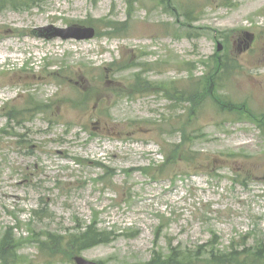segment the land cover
<instances>
[{
  "label": "rangeland",
  "instance_id": "1",
  "mask_svg": "<svg viewBox=\"0 0 264 264\" xmlns=\"http://www.w3.org/2000/svg\"><path fill=\"white\" fill-rule=\"evenodd\" d=\"M6 1L0 238L11 228L19 246L0 264L263 250L264 0ZM74 24L95 37L31 34ZM243 32L257 40L241 54ZM93 222L107 243L70 253L48 239Z\"/></svg>",
  "mask_w": 264,
  "mask_h": 264
},
{
  "label": "trees",
  "instance_id": "2",
  "mask_svg": "<svg viewBox=\"0 0 264 264\" xmlns=\"http://www.w3.org/2000/svg\"><path fill=\"white\" fill-rule=\"evenodd\" d=\"M213 83L214 82L205 85L206 88L209 90L212 89ZM212 98L215 103L219 100L214 95H212ZM96 227V223L93 222L79 228L78 232L70 234L67 237L51 236L48 234V239L51 241L57 240L58 242H62L64 247L70 251V253L82 252L86 249L107 243L109 238L112 237L111 233L100 232ZM13 236L11 229L2 234L0 238V261H3L9 256L10 252H16L18 250L19 244ZM40 244L42 246L47 245V248H50V245H48L46 241L40 242ZM262 246L263 250L257 249L251 252L240 249V247H231L233 251L228 254H222L220 252L215 254L212 250L208 261L203 262L204 264H258L263 261L264 264V244H262ZM171 248L167 255L154 253L150 260L143 264H193V258L191 255L182 253L175 247ZM12 258L15 260L16 257Z\"/></svg>",
  "mask_w": 264,
  "mask_h": 264
},
{
  "label": "water",
  "instance_id": "3",
  "mask_svg": "<svg viewBox=\"0 0 264 264\" xmlns=\"http://www.w3.org/2000/svg\"><path fill=\"white\" fill-rule=\"evenodd\" d=\"M37 32L40 33H46L45 37L47 38H54V37H60L63 40L66 39H76V40H85L90 39L94 36V30L92 28H82V27H69L66 29H56L51 27H46L43 29L37 30ZM222 46L218 44L217 50L220 51ZM75 264H97L94 262L86 261L80 257L74 258Z\"/></svg>",
  "mask_w": 264,
  "mask_h": 264
},
{
  "label": "flooded vegetation",
  "instance_id": "4",
  "mask_svg": "<svg viewBox=\"0 0 264 264\" xmlns=\"http://www.w3.org/2000/svg\"><path fill=\"white\" fill-rule=\"evenodd\" d=\"M256 40V34H251V36H249L247 33H243L236 38L235 44L238 46L237 49L240 53H246L253 47V44L256 42ZM261 63V66L264 67V46L262 48Z\"/></svg>",
  "mask_w": 264,
  "mask_h": 264
}]
</instances>
